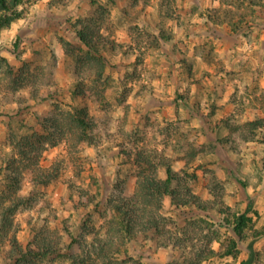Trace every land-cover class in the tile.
Wrapping results in <instances>:
<instances>
[{"label":"clouds","instance_id":"9594fccd","mask_svg":"<svg viewBox=\"0 0 264 264\" xmlns=\"http://www.w3.org/2000/svg\"><path fill=\"white\" fill-rule=\"evenodd\" d=\"M0 264H264V0H0Z\"/></svg>","mask_w":264,"mask_h":264}]
</instances>
